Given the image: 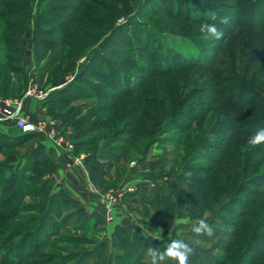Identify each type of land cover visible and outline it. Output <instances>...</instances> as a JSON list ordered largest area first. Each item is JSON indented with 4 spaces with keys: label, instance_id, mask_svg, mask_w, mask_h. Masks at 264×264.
I'll return each mask as SVG.
<instances>
[{
    "label": "rangeland",
    "instance_id": "1",
    "mask_svg": "<svg viewBox=\"0 0 264 264\" xmlns=\"http://www.w3.org/2000/svg\"><path fill=\"white\" fill-rule=\"evenodd\" d=\"M142 1L143 0H93L96 6L85 2L83 4L84 10L82 9V12L89 13V15H86V19L88 21L91 19L93 20L92 22H95L94 26H90L91 29H88L89 26L85 24V28L90 31V36L87 38V40H90V43H86L83 50L80 52L78 51L77 58L73 61L60 64V69L62 71L57 74H55L57 64L53 65L54 67L52 66V69L48 71L41 73L37 71L39 66L42 67L47 62L48 56L43 55L39 58V61L35 62L31 48L28 47L29 45L27 46L28 40L23 44V40L26 39V37L29 38V34H25L18 43L23 59L21 61L23 75L8 73L10 84L9 89H13L14 94L0 96V98L12 100L19 99L23 96L29 86H35L36 90L41 93L48 91H50L49 93H52L62 88L64 84L73 78L81 66L86 64L91 49L101 37L106 35L114 26L126 23V25L120 27L119 31L114 33L102 50H98V57H96L94 61H89L91 64L86 67V69L88 68L91 70V73L88 72L85 75L86 83L94 90L89 91V93L92 94L90 95L91 97L75 100L65 107L66 110L72 108V110L68 112V118L70 120H73L74 118L82 119V117L90 116V120H81L80 122L81 125L78 129V134L88 145L83 146L77 156L83 158L86 153L92 152L94 149L113 150L112 148L115 146H121L119 154L123 158V162L111 163V166H109L107 171L108 182L106 190L98 192V195H104L107 190L120 191L123 198L121 197L119 199L115 207L120 211V214L123 215V217H127L126 224V219H124L121 226L130 225L137 227L144 236H150L154 239L175 240L181 235L188 236L189 233L192 232V227L199 219L203 218L208 220L212 225L214 229L213 235H201L202 238L194 237L192 239L188 236V238L200 247L209 249L210 251L215 250L216 247L219 248V246H222L224 249L220 248L222 250L215 251L221 264H249V261L252 262V264H264L263 259H257V257H255L256 260L254 262L251 259V257L254 258V256L258 255L255 252L256 245L262 247L261 251L262 255H264V241L261 240H251V243L255 242V245L249 244V253L242 255L238 260L239 254L242 253V249L246 245L249 231L255 228V230H257L255 231V236L262 233L264 234V229L256 227L264 216V207L259 206V204L264 201V150L261 149L262 147H260V145L253 146L248 143L249 140L241 139L239 142H233V144H235L234 148L228 152L218 165L213 166L214 163L212 160L217 158L219 154L216 149H212L213 147L211 144L214 145V142H218L219 140L223 141V137H214V139L213 137H210L211 139H209V133H214L220 127L217 126L214 129L212 122L219 120L217 117L218 114L221 113L219 111L224 108V104L219 102L222 95L219 94L218 96L217 89H214L218 81V74L230 76L232 70L234 76H236V80H234L236 83L232 81L222 88L233 86L236 88L234 91L236 95H238V93L246 94L247 97L245 98H249V101L252 100V98H255L252 95L254 93L253 91L261 92L256 86L261 80L264 81V76L262 75L264 70L260 71V69L264 67L260 65L254 70L253 68L255 64L250 65V62L246 63V59L248 56H252L255 53V42L253 43L254 36L256 38L255 40L262 43L264 41V35H260L257 32L250 31L246 28L238 29V31H236V42H234V44L231 42V46L230 44H227L229 38L227 36L224 47L215 55L217 64L211 69V72L194 70L190 72V75L188 74L186 76V79L183 78L176 83L172 80L165 81L161 79H149L145 81L141 77L136 76L135 83L138 80L141 84L144 83L141 90L143 94H146L142 96L145 103L143 106L144 108L145 106L148 107L147 101H151V97L156 99L159 96L162 91V86L166 82L165 86H167L168 90H172L171 97H173V92L178 89L179 91H182V96L179 97V100H181L180 102H186L185 104L187 106L197 104L198 106L199 104L204 106L205 104L210 107L211 105L213 110L210 115L208 114L201 120L198 119L197 122H199V124L193 127L194 134L191 132H177L171 127L167 130L163 128V130L156 134L147 145L145 141L139 140L136 145L130 148L127 146L126 142L123 141L125 138L127 139L128 136L125 134L117 135V133H113L116 130L115 125L112 122L114 112L108 111L109 113H107V111L101 110L102 106H106L107 102L103 100L106 96L102 98H98V96L101 94V92H99L101 89L109 91L113 90L116 92L115 86L118 84L115 82L121 79L119 78V74L135 76L137 71L130 68L125 63L115 61L109 56V54H107L108 49L117 46L115 45L117 42L119 44H124L126 54L134 57V59L137 58L138 61L143 60V62H146L157 69L160 67L158 62L161 59L162 52H165L164 49L167 52L172 51L178 53L181 57L193 58L198 55V52L209 54V44L207 43L209 42V39L212 38L206 33L200 32L199 29L202 22L195 23L189 22V20H184L188 19V16L192 14V11L188 7L183 10L185 15L188 14L187 18L183 13L180 15L178 14L179 16H176L178 17L176 18L174 17V14L170 12L173 8V4L170 0H157L158 2H161V6L163 5L162 10L166 11L164 13H160L157 8L154 9V5H142ZM208 1L213 2L212 0ZM220 1L229 3L234 0H218L217 2ZM47 2L50 1H27V14L28 16H31L32 20L30 25L32 28L34 27L33 20L35 15L47 8ZM70 2L74 3L73 0ZM140 5L141 7L137 10L136 15H134L137 6ZM262 6H264V3H262ZM169 8L171 10H169ZM56 14H64V12ZM129 15L132 17L127 18ZM3 22H5V20L0 21V35L2 33V28L4 27ZM144 29H149V31L154 29L153 32H156L152 35L144 33V31H142ZM55 35L52 37L48 36L46 39H55L60 34ZM261 43L259 54L264 52ZM146 48H148V51H145ZM65 52H68V50L65 49ZM238 53L243 57L240 61L238 58H235ZM14 57L15 54L12 52L7 53V48L4 47L0 41V64L3 65V68L1 69L3 74H6V68L16 69L18 67L16 63L10 61L6 62V58L14 59ZM236 63H239L240 66H236V69L233 70ZM110 68L111 71L108 72V69ZM114 72H117V78L112 74ZM38 74L41 76L40 87L37 85L36 80ZM23 78L27 81L26 88L18 94L17 87L22 84V81L24 80ZM29 80H32L33 83H30ZM100 80L105 81L107 84H109L108 82H112L113 86L109 87L103 84V81ZM185 80H188L186 81V85H184ZM80 86H83V88L86 87L84 84H81ZM127 86L130 89H133V87H136L137 85L134 84V86L131 87L129 84ZM179 87H182V89L185 87L184 92ZM222 88H220L219 91L222 90ZM262 95H264V92ZM211 99L212 102L209 101ZM253 102L254 99L252 103ZM175 108L177 107L174 104L171 110L174 111ZM263 111L264 107L258 105L257 109H255V107H252V109L243 108L238 114H243L240 117L241 119L248 120ZM130 116L131 117L129 118H136V114ZM125 117L126 116L123 115L119 116L121 120H124ZM105 119L108 121V126L106 128L99 127V124ZM150 119H154V117H150ZM142 121L141 118H136V124L137 122L141 124ZM146 125H148V123L144 122L143 126L146 127ZM261 126L264 128V122H262ZM130 129L134 132L136 131L131 127ZM9 130L12 133L13 131L18 132L17 129L8 127L6 133H8ZM65 130L66 129H64L63 133H66L67 130ZM195 131L198 133H195ZM102 135L106 136L107 139L111 138V141H108L109 143H107L106 146L99 144V138ZM120 139L122 142H120ZM185 139H188L190 142L189 146L185 145ZM36 144L37 142L34 138L33 140L26 142L24 145L16 147L14 151H12V154L14 155L6 157L5 162L13 164L18 163V161L22 162L25 153ZM50 149L57 158L68 156L60 154L52 148ZM0 160H2L1 157ZM162 162L166 163L163 170L158 167ZM194 166L201 167L196 168ZM212 167L213 171L210 172ZM77 169L79 170L78 174L82 185H84L87 191L90 192L91 185L84 175L83 168L79 167ZM174 174L180 175L179 181L174 178ZM256 178L261 180L250 185L246 183L251 182ZM175 183H177V186L171 192L175 195L178 194L181 211L177 212V214H173L171 217L168 216L167 219H170V222L167 224L161 225L157 222L150 221V217L160 209V205L157 204V199L152 196L158 197L162 192H167L166 186ZM60 185L61 180L58 178L54 179V181H52L51 190L55 192ZM26 186L30 187V184ZM248 188H254V190L258 189L259 196L253 199L244 193V190L246 191ZM22 192L24 193L25 190ZM130 193L137 194V196L135 195V198H137L135 201H130L127 197ZM242 198H250L252 203L257 204L258 207L256 208L253 206L248 209H241L237 204ZM21 200L22 205L24 206L22 210H18V212L13 210L11 214H0V264H76L78 256L92 250L94 244H105L106 250L102 252L101 259L98 263L104 264L107 259L104 258L106 257L104 254L110 252V235L115 226L110 224L111 214L110 216H104V213L102 215L104 217L103 230H99V228H95L96 232L93 230H84L81 227H78L80 226L78 224H81V222H72V224L68 226L64 225L61 228L58 226L55 227L56 235L50 238L49 241L46 242V245H34L33 248H31L32 245H28L25 248L26 251H24L21 256H16L18 253H15V246L16 248L20 247L16 244L19 237L12 240L5 239L6 236L3 235V233H8L9 230H17L19 233H22L31 229L32 226L34 228V226L37 225L39 216V212L34 213L30 210L31 208L33 210L36 209L39 197L36 199L30 196L28 198L24 197ZM70 210L72 209H58L57 216H67ZM238 210L241 213L238 215L239 218L233 214V212L236 213ZM240 210H242V212ZM243 213H250L253 218L242 220L240 219V216ZM25 217L31 218V220H28V218L25 219ZM33 218H35V224ZM238 222L245 231L239 232L237 236L238 238L234 240L231 233L235 232V229L231 228L230 225L233 223L238 224ZM262 223L264 224V220ZM256 238L257 237L253 239ZM228 239L230 242L236 243L237 247H231V245L225 247L224 242ZM30 248L32 252L31 255L24 256L25 252ZM117 252L119 256H121V252L119 250ZM237 260L238 262H236ZM147 262H149L148 258L144 257L141 264H147ZM84 264L88 263L84 262Z\"/></svg>",
    "mask_w": 264,
    "mask_h": 264
},
{
    "label": "trees",
    "instance_id": "2",
    "mask_svg": "<svg viewBox=\"0 0 264 264\" xmlns=\"http://www.w3.org/2000/svg\"><path fill=\"white\" fill-rule=\"evenodd\" d=\"M27 1L28 0H0V21L5 20V22H3L4 27L2 28L0 41L2 42L3 46L7 48V53L12 52L16 57H14V59L6 58V62L10 61L18 65L16 69L6 68V74H3L1 71L3 65L0 64V96L14 94V90L9 89L10 84L8 73L23 75L21 63L23 59L20 53L21 50L18 47V43L25 34H29V38L26 37V39L23 40V44L28 40L27 46L29 45L28 47L31 48L35 62L39 61V58L43 55L48 56L47 62L44 64V66H39V68H37V71L40 73L52 69V66L56 64L57 68L55 70V74L61 72L62 70L60 69V64L73 61L75 58H77L78 51H82L86 43H90V40H87V38L90 36V31L85 28V24L89 26L88 29H91L90 26H94L95 22H92L93 20L91 19L88 21L86 19V15H89V13L82 12V9L84 10L83 4L85 2L96 6L93 0H73L74 3L70 2L72 0H49L50 2H47V8L35 15L33 20V28L30 25L32 20L31 16H28L27 14ZM212 1L213 2L208 0H170V2L173 4V8L172 10L169 8V10H171L170 12L174 14V17H176L183 13L184 8L188 7L192 11V14L188 16V19L184 20H189V22L195 23H215L218 28L223 30V37L225 38L222 37L220 40H215L214 38L209 39V42L207 43L209 44V54L205 52H198L196 57L189 58L184 56L181 57L178 55V53H174L172 51L167 52L164 49L165 52H162L161 59L158 62L160 67L155 69L152 65L143 62V60L138 61L137 58L134 59V57L126 54V48L124 44H119L117 42L115 44L117 46L108 49L107 54H109V56H111L115 61L125 63L130 68H133L137 71L135 76L131 75L132 77L128 76V74H119L121 81L119 80L115 82L118 84L115 86L116 92L113 90L109 91L101 89L99 91L101 94L98 96V98L106 96V98L103 99L107 102L106 106H102L101 110L107 111V113L111 111L114 112L112 122L115 125L116 130L113 133H117V135L125 134L128 136L127 139L125 138V140H123L126 142L128 147L132 148L139 140L145 141L147 145V143H149L156 134L163 130V128L167 130L170 129L169 127H171L177 132H191L194 134L193 127L199 124V122H197L198 119L201 120L208 114L210 115L213 110L210 105L212 99L209 100L210 107L205 104L204 106L200 104L199 106L198 104L187 106L185 104L186 102H180L181 100H179V97L182 96V91H179L178 89L173 92V97H171L172 90H168L167 86H165L166 82L162 86V91L160 92L159 96L156 99L151 97V101H147L148 107L145 106L144 108L143 106L145 103L142 99V96L146 94H143L141 91L144 83L141 84V82H138L139 80L135 83L134 81L136 76L141 77L145 81L149 79H161L165 81L172 80L174 83H176L183 78L186 79V76L188 74L190 75V72L194 70L211 72V69L217 64L215 55L218 54L224 47L227 36L229 37L227 44H230L231 46V42L233 44L236 42V31H238V29L246 28L250 31L257 32L260 35H264V6H262L264 0H234L229 3L224 1L217 2L218 0ZM142 3V5H154V9L157 8L160 13L166 12L162 10L163 5L161 6V2H158L157 0H143ZM140 7L141 5L137 6L134 15H136L137 10ZM60 12H64V14H56ZM209 13H215L216 20H211ZM183 15H185V12ZM187 15L188 14L185 15L186 18ZM129 17L131 18L132 16H127V18ZM222 18H226L227 23H220ZM124 25H126V23L114 26L106 35L101 37V39L91 49L86 64H83L79 71L73 76V78L64 84L62 88L52 92L41 103L44 114L57 122L58 126L63 132L64 129H69L68 138L73 145L72 154L74 156H77L83 146L88 145L79 136L78 129L81 125V120L88 121L90 120V116L82 117V119L79 118L80 120L78 118L70 120L68 118V112L72 110V108L66 110L65 107L75 100L91 97L90 95L92 94L89 93V91L94 90L92 87L88 86L86 83L87 81L85 80V75L91 70L88 68L86 69V67L87 65L91 64L89 61H94L96 57H98V50H102L104 45L110 40L114 33L119 31L120 27ZM153 30L154 29L151 30L152 32L149 31V29H144L142 31H144V33L154 35L156 31L153 32ZM55 34L60 35L52 40L46 39V37H52ZM255 39L256 38L254 36L253 43L255 42V53L252 56H248L246 59V63L250 62V65L255 64L253 68L254 70L260 65L264 67V58H261L264 57V52L259 54L261 42ZM261 45L263 46L261 47L264 48V41L261 43ZM65 49H67L68 52H65ZM145 51H148V48H146ZM235 58H238L239 61L243 59L239 53ZM236 66H240V64L236 63L233 67V70L236 69ZM263 70L264 68L260 69V71ZM110 71L111 68L108 69V72ZM230 73V76L218 74V81L214 88L217 89L218 96L219 94L222 95V98L219 100V102L224 104V108L219 111L221 112L217 116L219 120L212 122L214 129L217 126H220L219 129L214 132L215 134L209 133V139L212 137L213 139L214 137H223V141L219 140L218 142H214V145L211 144L213 147L212 149H216L217 153L219 154L217 158L212 160L214 163L213 166L218 165V163L223 158H225L228 152L234 148L235 144H233V142H239L241 139L249 140L258 128H263L261 125L262 122H264V111L260 112L256 116H253L252 118H249L248 120L241 119L240 117L243 114L240 115L238 112H240L241 109L243 110V108L252 109V107H255V109H257L258 105L264 107V95H262L264 92V81L261 80L257 83L256 87L261 92L253 91L254 93L252 95L255 98H252V100L249 101V98H245L247 97L246 94L238 93V95H236L234 92L236 88L233 86H228L229 88H222L232 81L236 83V81H234L236 80V76H234L233 71L231 70ZM112 74L117 78V72ZM262 75L264 76V71L262 72ZM23 79L24 83L22 81V84L17 87L18 94L19 92L24 91L26 88L27 81L25 78ZM40 79L41 76L38 74L36 80L39 87L41 85ZM186 81L188 80H185L184 85H186ZM108 83L109 84L103 81V84L109 87L113 86L112 82ZM133 83L137 86L135 87ZM81 84H84L86 87L83 88V86H80ZM129 84L131 87L134 86L133 89H130L127 86ZM179 88L182 89V87ZM220 88H222V90L219 91ZM182 90L184 92L185 87ZM253 99L254 102L252 103ZM174 104L177 108H175L173 111L171 109L173 108ZM135 114L136 118L139 117L141 120H143L141 124L139 122L136 124V118H129L131 117L130 115ZM121 115L126 116L124 120L119 118ZM150 117H154V119H150ZM144 122L148 123L146 127L143 126ZM107 126L108 121H106V119L99 124V127L106 128ZM130 127L135 129L137 132L131 130ZM195 133L198 132L195 131ZM34 138L37 144L25 153L24 160H22V162L18 161V163L13 164L4 161L6 157L14 155L12 154V151H14L16 147L24 145L26 142L33 140ZM99 141V144L106 146V144L109 143L108 141H111V138L107 139L106 136L102 135L99 138ZM120 142H122V140ZM184 143L187 146L190 145L188 139H185ZM260 147H262L261 149L264 150V143L260 144ZM112 149L113 150L94 149L92 152L86 153L81 160V165L84 172L88 176L91 183L101 192L106 190V185L108 182L107 171L109 166H111V163L123 162V158L119 154L121 151V146H115ZM0 157L2 158V160H0V214H11L13 210L16 212H18V210H22L24 206L22 205L21 199L24 197L28 198L31 196L36 199L39 197V202L36 204V209H30L34 213L39 212L37 225L34 226V228L32 226L31 229L22 233H19L17 230H9L8 233H3V235L6 236L5 239L12 240L19 237L16 244L20 247L16 248L15 246V253H18L16 256H21L22 253L26 251L25 248L28 245H32L31 248H33L34 245H46V242L56 235L55 227L58 226L61 228L64 225L68 226L72 224V222H81V224H78L80 225L78 227H81L84 230H93L95 232V228L103 230V218L100 214L96 212H87L78 201L70 197L69 194L62 188L57 189L55 192L51 190L52 173L57 167L58 158L50 148H47L42 143H40L34 134H21L14 131L13 133L11 131L8 133L0 132ZM165 165L166 163L162 162L158 167L163 170ZM194 167L199 168L201 166ZM211 171H213V167L211 168L210 172ZM173 176L177 181H179L180 175L174 174ZM258 180L261 179L256 178L251 182L246 183L250 185L257 183ZM29 184L30 187L26 186ZM176 184L177 183L167 185V192H162V194H159L158 197L152 196L153 198L157 199V204L160 205V209L157 210L152 217H150V221L157 222L161 225L167 224L170 222V219H167L168 216L171 217L173 214H177V212L181 211L178 194L175 195L173 192H171L177 186ZM24 190L25 192L23 193L22 191ZM244 193L253 199L259 196L258 189L254 190V188H248L246 191L244 190ZM135 195L137 196V194L130 193L127 197L130 201H135V199H137L135 198ZM237 205L241 209L243 208V210L253 206L256 208L258 207L257 204L252 203L250 198H242L240 201H238ZM259 206L264 207V201H262ZM65 208H70L72 210H70L67 216L58 217V209L62 210ZM240 211L242 212V210ZM233 214L239 218L238 215L241 213L238 210V212H233ZM27 218L28 217H25V219ZM248 218H253L252 214L243 213L240 216V219L242 220ZM33 219L35 224V218ZM28 220H31V218H28ZM263 220L264 216L256 226L257 228L264 229V224L262 223ZM230 227L235 229V232L231 233V236L234 240L238 238L237 236L239 232L245 231L244 228L239 225V222L238 224H231ZM255 231H257L255 228L249 231L246 245L243 247L242 253L239 254L238 260L242 257V255L249 253V244L255 243H251V240L264 241V234L262 233L258 236H255ZM188 236L190 239L194 237L202 238L201 236L195 235L193 232H190ZM188 236L181 235L178 239L184 240L195 249V253L192 257H190V264H221L218 256L215 254V251L224 249L222 246H219V248L216 247L215 250L210 251L209 249H204L192 242ZM255 237L257 238L253 239ZM171 241V239H154L150 236H144L137 227L130 225L121 226L116 224L113 227L112 233L110 235V252L108 254H104L106 255L104 258H107L104 264H112V262L113 264H141L144 257L148 258L149 260L147 264H151V257L148 251L149 248L159 247L161 250H163ZM228 245H231V247H237V244L230 242L229 239L224 242L225 247ZM93 247L94 248L92 250L80 254L76 264H84V262L88 264H98L101 259L102 252L106 250V245L94 244ZM255 247V252L258 255L254 256V258L251 257L252 261L254 262L256 260L255 257H257V259L264 260V255H262L261 251L262 247L257 245ZM31 248L25 252L24 256L31 255ZM118 250L121 252V256H119L117 252ZM238 260L236 262H238ZM168 264H174V262L169 260ZM249 264H252V262L249 261Z\"/></svg>",
    "mask_w": 264,
    "mask_h": 264
},
{
    "label": "built area",
    "instance_id": "3",
    "mask_svg": "<svg viewBox=\"0 0 264 264\" xmlns=\"http://www.w3.org/2000/svg\"><path fill=\"white\" fill-rule=\"evenodd\" d=\"M44 97L45 92L41 93L36 90L35 86H29L19 99L0 98V126L5 123H10L21 134H34L38 138V141L47 146V148H52L60 154L70 156L74 164L81 166L82 158L72 154L73 145L68 140V134L63 133L57 122L50 118H43L36 122H31L22 115L21 110L24 99L34 98L42 100ZM121 197L122 193L120 191L110 190H107L104 195L100 196L101 203L104 207V216H110L112 208L116 206Z\"/></svg>",
    "mask_w": 264,
    "mask_h": 264
},
{
    "label": "crops",
    "instance_id": "4",
    "mask_svg": "<svg viewBox=\"0 0 264 264\" xmlns=\"http://www.w3.org/2000/svg\"><path fill=\"white\" fill-rule=\"evenodd\" d=\"M29 81L30 83H33L32 80H29ZM49 92L50 91L45 92L44 99L47 98L51 94ZM44 99L42 100H38L34 98L24 99L23 104H22V110H21L22 115L31 122H36L43 118H50L44 114L42 106H41V103ZM8 127H12V125L10 123L2 124L0 126V131L3 133H6ZM66 130H65L66 134H68L69 129H66ZM79 167L82 168V166H78L74 164L70 156L58 157L57 167L52 173V181H54V179L56 178L60 179L61 185L59 186V188L64 189L69 194V196L75 199L76 201H78L79 204L83 206L87 212H96L102 216L104 213V209H103L101 200H99L100 196L98 195L99 194L98 192H101V191L91 183L88 176L84 172V175L86 176V178L88 179L91 185L90 192L87 191L85 186L82 185L80 181V176L78 174L79 170L77 169ZM124 219H126L125 220V224H126L127 217L126 216L123 217V215L120 214V211L116 209V207L112 208L110 224L122 225V222L124 221Z\"/></svg>",
    "mask_w": 264,
    "mask_h": 264
},
{
    "label": "clouds",
    "instance_id": "5",
    "mask_svg": "<svg viewBox=\"0 0 264 264\" xmlns=\"http://www.w3.org/2000/svg\"><path fill=\"white\" fill-rule=\"evenodd\" d=\"M209 17L211 20H216L215 13H209ZM220 23H227V19L222 18ZM199 30L215 40H220L224 35L223 30L218 28L215 23H202ZM248 143L253 146L264 143V128L258 129L250 137ZM191 230L197 236H212L214 232L209 221L203 218L199 219ZM148 251L151 257V264H168L169 260L174 262V264H190V257L195 253V249L182 239L172 240L163 250L159 247H150Z\"/></svg>",
    "mask_w": 264,
    "mask_h": 264
}]
</instances>
